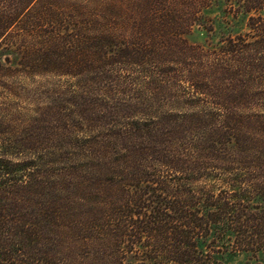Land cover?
I'll list each match as a JSON object with an SVG mask.
<instances>
[{"label": "trees", "instance_id": "1", "mask_svg": "<svg viewBox=\"0 0 264 264\" xmlns=\"http://www.w3.org/2000/svg\"><path fill=\"white\" fill-rule=\"evenodd\" d=\"M45 2L0 0V52L7 51V33ZM223 5L222 22L234 29L242 15L247 31L220 32L215 41L216 19L208 12ZM61 12L36 18L47 19L45 31L42 25L26 31L44 33V49L16 60L25 74L67 75L73 36L61 33L69 18L65 12L59 18ZM177 16L156 13L152 24L147 14L116 58L113 46L99 40L92 55L110 72L120 63L138 65L149 51L145 40L166 22L161 30L175 32L159 38L179 46L189 102L178 132L160 135L147 113L132 107L143 121L121 126L112 140L87 151L84 183L76 189L51 185L36 171L35 154L19 155L33 149L32 141L0 139V264H220L218 243L264 264V0H180ZM196 28L207 33L205 44L188 41ZM16 46L8 45L15 57ZM5 62L12 64L9 56ZM96 65L103 79L114 78ZM4 67L0 62V72ZM151 79L140 84L151 86ZM72 95V113L96 107L91 94ZM105 115L90 119L118 124L116 115Z\"/></svg>", "mask_w": 264, "mask_h": 264}, {"label": "rangeland", "instance_id": "2", "mask_svg": "<svg viewBox=\"0 0 264 264\" xmlns=\"http://www.w3.org/2000/svg\"><path fill=\"white\" fill-rule=\"evenodd\" d=\"M54 3L59 7L56 8ZM36 8L38 11L31 9L22 25L20 23L11 29L3 41L7 51L0 52V62L5 65L0 72V139L14 137L21 141H32L33 149L20 150L19 155L35 154L38 159L36 171L40 170L46 181L53 186L66 185L76 189L84 183L79 176L84 175L83 169L89 163L87 151L94 147L99 149L106 137L112 140L109 135L121 130V126L143 121L146 113L145 119L151 122V126L160 127V135H167L173 130L178 132L180 119L190 116L189 102L182 93L179 46L171 40L164 42L159 38L165 35L169 37L175 32L171 28L169 31L161 30L167 27L166 22L160 23V27L152 33L154 36H148L145 40L149 51L146 60L138 65L120 63L110 72L107 62L92 54L99 40L103 46H113L112 56L116 58L119 49L126 45L124 39L130 40L140 19L147 14L153 18L152 24H156V13L160 16L165 13L178 14L180 19V0H46ZM224 8L223 5L208 12L216 19L215 41L221 38L220 32L247 31L246 17L242 15L232 23L237 25L236 28L226 26L222 22ZM59 9L69 15L68 27L66 31L60 30L61 33L73 36L70 39L72 51L68 56L74 61L67 64V75L57 76L55 72L44 76L45 73L38 70H29L25 74L23 66H15L16 60L21 57L25 59L27 50L42 53L44 49V33L30 36L26 31L36 30L41 25V31H45L49 24L47 19L37 23L36 18L42 17L47 10L53 12ZM62 12L59 18L64 15ZM54 26H57L56 22ZM202 30L196 28L188 41L191 44H205L209 38ZM89 38H93V41L89 42ZM13 44L21 50L17 57L13 55L14 52L8 51V45ZM8 56L12 64L5 62ZM90 58L114 78L103 79L99 76L97 65ZM149 74H152L151 81L154 83L151 86L149 83L141 85V80ZM74 91L81 92V95L91 94L96 107L88 108L86 113H72L70 103L74 99ZM132 107L145 115L138 116ZM125 108L131 110L125 113ZM102 114H107L104 117L116 115V119H112L117 120L118 124L107 126L109 120H98L99 124L91 121L92 116ZM113 161L117 165L115 172L119 160L114 157ZM217 250L223 252L216 256L220 264H256L225 244L218 243ZM66 257L70 259L69 254Z\"/></svg>", "mask_w": 264, "mask_h": 264}]
</instances>
